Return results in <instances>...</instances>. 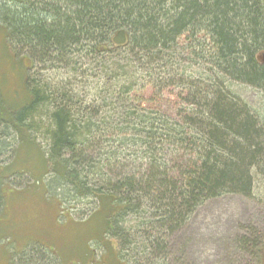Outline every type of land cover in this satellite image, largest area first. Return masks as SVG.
Segmentation results:
<instances>
[{
  "label": "trees",
  "instance_id": "16d2710c",
  "mask_svg": "<svg viewBox=\"0 0 264 264\" xmlns=\"http://www.w3.org/2000/svg\"><path fill=\"white\" fill-rule=\"evenodd\" d=\"M0 26L26 94L11 105L0 93V158L9 150L4 139L17 144L0 183L17 174L24 154L40 153L46 192L65 224L89 230L96 249L118 263L167 264L170 237L199 207L226 195L255 198L264 182V114L229 85L264 93L256 60L264 0H6ZM174 65L187 91L176 118L155 107ZM19 172L30 178L35 170ZM3 194L0 185L1 211ZM64 201L87 207L79 220L87 218L74 221ZM251 233L239 246L264 264L262 237ZM13 247L5 264H62L37 243Z\"/></svg>",
  "mask_w": 264,
  "mask_h": 264
},
{
  "label": "rangeland",
  "instance_id": "374dc122",
  "mask_svg": "<svg viewBox=\"0 0 264 264\" xmlns=\"http://www.w3.org/2000/svg\"><path fill=\"white\" fill-rule=\"evenodd\" d=\"M5 1L0 0V3ZM187 44V40L183 38L176 49L179 57L176 61L180 62L182 67L187 65L185 58L189 57ZM13 56V50L0 29V93L5 102L11 105L15 100L19 101L22 96H26L21 84L24 70L15 59L13 60ZM259 62H264V52L260 53ZM176 67L177 65H174L168 70L172 83L163 90L162 98L155 104L156 108L172 118H176L178 110L184 107L183 98L187 93L186 90L180 92L183 81L174 77ZM42 74L43 72L33 73L31 77L37 79ZM61 75L66 76L65 72L60 71L59 79ZM92 81L90 80V83ZM229 86L232 92L239 95L253 109L260 110L263 116V92L235 82ZM142 94L147 100L152 99L149 87L143 89ZM145 105L152 106V102ZM36 137L38 143L45 145L38 132ZM4 141L9 150L3 151L1 155L0 169L12 162L11 149L17 148L14 136ZM24 156L25 160L17 161L12 168L17 174L0 183L5 198L3 209L0 210V264L6 263L7 252L16 250L17 247L11 246L30 242L53 249L62 264H125L118 263L103 249H96V242L89 240V230L86 228L74 223L65 224L68 216L59 212L56 198L51 197L44 187V181H47L48 177L41 180L39 176L43 168L40 153L32 152ZM168 158L172 159L171 156ZM178 159L181 162V158ZM19 170L35 172H32L29 178L26 175L21 177ZM28 174L30 175V172ZM263 188L264 182L256 183L255 198L226 195L207 201L199 207L186 225L170 237L167 264H258L256 253L242 249L238 238L242 235L251 236V231L254 230L261 235V242L264 243V204L259 201ZM54 192L58 196L62 194L59 189ZM68 201H64L62 205ZM62 209L71 212L74 221L85 220L88 216L83 215L79 220V211L87 210V207L81 204L77 206L69 202ZM112 245L116 248L115 241H112ZM92 248L95 250L94 254ZM259 255L264 261V249Z\"/></svg>",
  "mask_w": 264,
  "mask_h": 264
},
{
  "label": "water",
  "instance_id": "95a60500",
  "mask_svg": "<svg viewBox=\"0 0 264 264\" xmlns=\"http://www.w3.org/2000/svg\"><path fill=\"white\" fill-rule=\"evenodd\" d=\"M260 53H262V52H260ZM260 53H258V54L256 55V60H257V61H259Z\"/></svg>",
  "mask_w": 264,
  "mask_h": 264
},
{
  "label": "bare ground",
  "instance_id": "6f19581e",
  "mask_svg": "<svg viewBox=\"0 0 264 264\" xmlns=\"http://www.w3.org/2000/svg\"><path fill=\"white\" fill-rule=\"evenodd\" d=\"M48 249V248H47ZM53 250V249H52ZM53 256V255H52Z\"/></svg>",
  "mask_w": 264,
  "mask_h": 264
}]
</instances>
